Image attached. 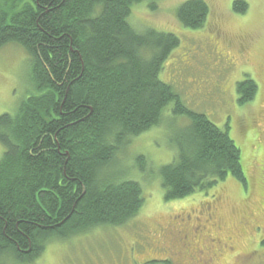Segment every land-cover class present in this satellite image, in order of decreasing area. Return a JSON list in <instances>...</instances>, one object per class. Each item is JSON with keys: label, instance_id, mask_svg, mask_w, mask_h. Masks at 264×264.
Masks as SVG:
<instances>
[{"label": "trees", "instance_id": "trees-1", "mask_svg": "<svg viewBox=\"0 0 264 264\" xmlns=\"http://www.w3.org/2000/svg\"><path fill=\"white\" fill-rule=\"evenodd\" d=\"M143 1L0 0V47L17 42L27 50L34 84L15 114L0 115V264H33L53 239L136 217L143 188L117 167L120 155L162 123L169 104L190 123L173 131L176 157L158 172L165 199L207 191L230 175L247 183L227 129L161 80L180 39L128 21ZM233 10L246 13L248 1L234 0ZM209 13L206 0H187L177 18L197 28ZM237 88L242 103L258 90L251 78ZM134 163L148 168L143 155Z\"/></svg>", "mask_w": 264, "mask_h": 264}, {"label": "rangeland", "instance_id": "rangeland-1", "mask_svg": "<svg viewBox=\"0 0 264 264\" xmlns=\"http://www.w3.org/2000/svg\"><path fill=\"white\" fill-rule=\"evenodd\" d=\"M185 1L145 0L132 7L128 21L139 31L178 36L180 43L165 60L160 78L187 107L227 129L241 150L247 183L230 175L207 191L165 199L158 172L176 157L173 131L190 123L169 104L162 123L135 137L120 155L123 163L117 167L143 188L139 214L120 227L104 225L64 241L53 239L33 264H167L168 259L176 264H264V0H247L244 14L233 10L234 0H206L210 13L197 28L177 18ZM247 78L258 90L242 103L237 86ZM33 89L27 50L17 42L0 47V115L15 114ZM3 152L0 143V159ZM139 155L148 161L145 171L134 163ZM216 199L218 222L209 224L205 233L222 236L227 247L201 253L205 244L196 240L190 244L196 258H189L179 249L183 234L204 225V207Z\"/></svg>", "mask_w": 264, "mask_h": 264}, {"label": "flooded vegetation", "instance_id": "flooded-vegetation-1", "mask_svg": "<svg viewBox=\"0 0 264 264\" xmlns=\"http://www.w3.org/2000/svg\"><path fill=\"white\" fill-rule=\"evenodd\" d=\"M212 203L213 204H208L209 207H207V209H205V218L203 219L204 225H201V226L197 225L195 227V229H192L190 232H186L183 234L182 247H180L179 249L186 252V255L189 254V258H190V255H192L194 258H196L194 252L191 251V249H190L192 246L190 244L196 243V240H199V241L201 240V241H203V244H205V246H204L205 249H204V247H202V250H200L201 253H204L206 248H210V247H211V249H214L216 251H217V249H220L222 247L224 249L227 247V244L225 242V238H222V236L221 237H212V235L209 234L208 232L205 233L207 229L209 230V228H208L209 224L213 225L215 222H218L216 219V218H218V209H217V206H215L217 202L215 201ZM218 204H220V203H217V205ZM185 224L186 223H181V226H185ZM180 233H182V231ZM192 233L194 234L193 237H192ZM196 237H197V239H195ZM175 242H176L175 245H173L174 247H176L179 244V240H177ZM185 242H186V244H185ZM229 251H230V244H229ZM178 253H181V252L178 251ZM166 263L167 264H170V263L176 264V262H174V261L172 263L171 259H168L166 261ZM177 263H180V262L177 261Z\"/></svg>", "mask_w": 264, "mask_h": 264}]
</instances>
